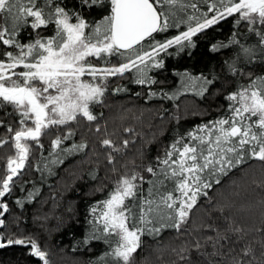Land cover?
I'll return each mask as SVG.
<instances>
[{
    "label": "snow or ice",
    "instance_id": "1",
    "mask_svg": "<svg viewBox=\"0 0 264 264\" xmlns=\"http://www.w3.org/2000/svg\"><path fill=\"white\" fill-rule=\"evenodd\" d=\"M202 4L207 5L206 11L199 7ZM61 5L62 0L42 3L0 0V19L4 21L0 23V43L16 50L5 51L0 58V109L11 106L12 113L5 115L18 114L16 129L0 119V126L12 133L0 137V146L11 142L14 149V154L7 157L6 170L0 173V198L11 194L14 177L23 174L33 145L43 148L40 138L49 130L69 127L66 134L51 140L52 152L80 151L87 147L85 143L73 144L69 150L61 145L75 134L70 122L97 119L91 106L103 103L109 77L133 73L136 84L156 83L148 72L150 68L163 67V61L158 59L160 53H167L173 46L178 51L193 47V37L229 17H235L237 25L245 23L255 43H242L236 38L240 33H233L228 44L221 42L213 45L212 50L238 46L235 57L225 61L233 74H242L237 63L251 64L257 59L264 63V0H80L84 7L109 10L98 21L91 22ZM189 11L191 14H187ZM181 13L186 15L177 19ZM180 24H186L187 29L163 41L155 40L154 34L178 28ZM49 25L55 28L50 37L36 31V38L27 43L16 38L24 26L40 30ZM146 39L145 46L142 42ZM107 56L121 59L118 65L106 66L110 64ZM92 58L98 64L104 61L105 66L93 64ZM85 76L91 80L83 79ZM248 77V83L239 85L225 97L228 106L224 115L179 135L162 156L156 157L155 165L144 169L152 179L146 181L139 172L125 173L116 179L107 198L91 209L92 234L83 243L102 241L110 245L116 237L118 246L105 256H114L115 264H132V255L141 246L142 236L159 235L165 229L182 232L199 198L206 197L207 190L220 183V176L250 159L264 162V76L253 78L248 73ZM185 79L189 86L199 84L201 95L213 83L202 74H185ZM154 95L149 92L150 97ZM128 143L124 140L122 146L127 147ZM101 144L111 149L108 155L111 163L112 153L120 152L121 148L108 138ZM145 182L150 185L146 194L142 187ZM7 212L8 204L0 199V226H5ZM224 220L223 234L220 228L207 224L212 235L190 241L179 249L177 255L182 264L201 261L213 264L209 257L219 260L227 257L230 264H264V240L258 257L250 242L242 244L247 236L245 230L228 222L227 217ZM256 231L264 235V227ZM26 243L31 255L42 264H51L48 252L35 240L13 239L0 232V248ZM226 244L229 248L225 251Z\"/></svg>",
    "mask_w": 264,
    "mask_h": 264
},
{
    "label": "trees",
    "instance_id": "2",
    "mask_svg": "<svg viewBox=\"0 0 264 264\" xmlns=\"http://www.w3.org/2000/svg\"><path fill=\"white\" fill-rule=\"evenodd\" d=\"M42 2L38 0V3ZM61 6L75 10L89 22L98 21L109 11H102L99 6L84 7L80 0H62ZM199 7L202 11L207 10L206 4ZM187 14H191L190 11ZM180 15L186 14H179L177 19ZM3 22L0 19V23ZM247 27L245 23L235 24V17H229L193 37V47L178 51L173 46L167 53H160L158 59L163 61V67L150 68L148 72L156 83L136 84L133 73L109 77L103 103L91 106L97 119L70 122L75 134L61 145L62 149L70 150L73 144L85 143L86 148L52 152L51 140L66 134L69 127L65 126L53 128L41 136L43 148L33 145L23 174L14 177L15 186L11 194L0 198L8 204L5 226H0V232L13 239L35 240L42 250L48 252L51 264H101V258L104 264H115L116 258L105 256V253L117 247L116 237L112 238L110 245L102 241L83 243L85 237L92 234L91 209L99 207L98 202L107 198L120 175L139 172L146 181L152 179L144 169L155 165L156 157L162 156L174 139L198 124L224 115L228 106L225 97L239 85L248 83V73L253 78L264 76V63L258 59L251 64L237 63L242 74L228 71L225 61L235 57L238 46L212 50L213 45L228 44L233 33H240L236 37L240 42L254 44L255 38L247 32ZM186 29V24L170 27L166 32L154 34L155 40L163 41ZM36 31L41 36L50 37L54 35L55 28L49 25L32 30L30 26H24L16 38L27 43L36 38ZM142 43L146 46L147 39ZM5 51L16 50L0 43V58ZM120 59L108 56L106 60L110 64L106 66L118 65ZM92 63L105 66L104 61L98 64L96 58H92ZM185 74H202L213 83L207 85L208 90L201 95L198 94L199 84L189 86ZM117 88L123 90L116 91ZM149 92L156 95L150 97ZM5 112L12 113L11 106L0 109V119L16 129L18 114L5 115ZM11 135L0 126V137ZM105 138L113 140L121 148L120 152L112 153L111 163L108 159L111 149L101 144ZM124 140L129 141L127 147L122 146ZM13 154L11 142L0 146V173L6 170L7 157ZM219 180V184H213L207 190L206 197L199 198L182 232L165 229L159 235L142 236L141 246L133 253L132 264H182L177 255L179 249L188 246L190 241L212 235L207 224L220 228L223 234L225 217L234 226L245 230L247 236L242 244L250 242L259 257L264 235L256 229L264 227V162L247 160L227 175L220 176ZM142 187L146 194L150 185L145 182ZM17 200L21 203L17 204ZM228 248L226 244L225 251ZM208 251L212 249L209 247ZM30 253L27 243L8 245L0 248V264H42ZM192 256L196 258L195 252ZM208 259L213 264L219 260ZM219 264H230V261L225 257L219 260Z\"/></svg>",
    "mask_w": 264,
    "mask_h": 264
},
{
    "label": "rangeland",
    "instance_id": "3",
    "mask_svg": "<svg viewBox=\"0 0 264 264\" xmlns=\"http://www.w3.org/2000/svg\"><path fill=\"white\" fill-rule=\"evenodd\" d=\"M108 57V56H107ZM112 66V65H111ZM17 71H18V69H17ZM83 79H85V80H90L89 78L87 79L86 77H83ZM99 214V212H97V215ZM117 243H118V241H117ZM118 246V245H117ZM132 258H133V255H132Z\"/></svg>",
    "mask_w": 264,
    "mask_h": 264
}]
</instances>
